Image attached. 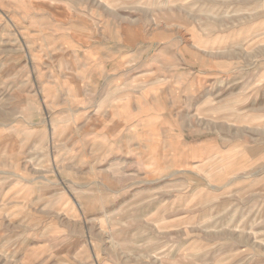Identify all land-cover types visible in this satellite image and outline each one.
Instances as JSON below:
<instances>
[{
  "label": "rangeland",
  "instance_id": "rangeland-1",
  "mask_svg": "<svg viewBox=\"0 0 264 264\" xmlns=\"http://www.w3.org/2000/svg\"><path fill=\"white\" fill-rule=\"evenodd\" d=\"M0 222L24 264H264V0H0Z\"/></svg>",
  "mask_w": 264,
  "mask_h": 264
},
{
  "label": "crops",
  "instance_id": "crops-1",
  "mask_svg": "<svg viewBox=\"0 0 264 264\" xmlns=\"http://www.w3.org/2000/svg\"><path fill=\"white\" fill-rule=\"evenodd\" d=\"M3 224L4 222H0V225ZM30 242L22 234L9 235L3 232V226H0V257H6V264H24L22 261L32 252L29 248Z\"/></svg>",
  "mask_w": 264,
  "mask_h": 264
}]
</instances>
